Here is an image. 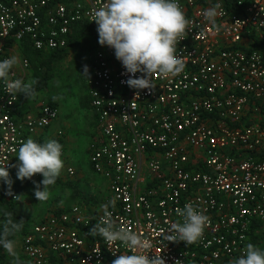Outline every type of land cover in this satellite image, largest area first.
Returning a JSON list of instances; mask_svg holds the SVG:
<instances>
[{
	"label": "built area",
	"instance_id": "2783aa9c",
	"mask_svg": "<svg viewBox=\"0 0 264 264\" xmlns=\"http://www.w3.org/2000/svg\"><path fill=\"white\" fill-rule=\"evenodd\" d=\"M180 2L191 21L177 45L184 70L156 73L153 89L135 90L114 50L98 43L93 14L106 0H0V60L21 61L0 80V169L14 170L21 144L59 117L46 99L35 111H17L20 94L8 84L28 80L22 46L63 49L85 27L95 42L86 76L97 128L89 159L108 182L105 204L116 200L111 221L148 239L145 251L165 264H230L252 243L254 224L264 226V0ZM217 3L219 31L204 18ZM7 196L19 199L15 190ZM188 203L209 217L203 237L167 241ZM103 214L73 205L38 222L23 235L22 264H112L131 254L90 233Z\"/></svg>",
	"mask_w": 264,
	"mask_h": 264
},
{
	"label": "clouds",
	"instance_id": "9594fccd",
	"mask_svg": "<svg viewBox=\"0 0 264 264\" xmlns=\"http://www.w3.org/2000/svg\"><path fill=\"white\" fill-rule=\"evenodd\" d=\"M219 7L217 3L204 12L205 21L215 26L217 31L221 27L217 24ZM93 15L98 43L114 50L116 59L128 74L125 81L128 87L150 90L154 88V74L175 77L184 70L185 64L177 54V45L184 40L191 21L186 17L180 0H106ZM20 63L17 55L0 60V80H6ZM137 73L141 75L137 76ZM83 74L88 77L87 67ZM8 87L25 98L36 95L33 82L23 78L9 82ZM57 98L53 97L54 100ZM16 157V178L30 180L36 174H41L43 179L36 183L34 194L39 202L47 200L50 186L55 185L64 167L63 145L56 139L41 142L28 138L19 147ZM0 182L11 185L8 167L0 169ZM110 206L115 209V198L103 205L104 214L90 233L101 236L109 247L119 241L131 250V254L119 255L112 264H165L159 254L150 258V252L145 251L151 248L148 239L111 221ZM180 215L183 220L171 224L166 233L167 241H184L187 245L198 242L204 235L209 217L191 203L185 204ZM22 228L23 220L17 222L8 219L0 225V249L15 257L17 240L13 237ZM16 264H22L18 257ZM230 264H264V249L249 243L242 255L234 258Z\"/></svg>",
	"mask_w": 264,
	"mask_h": 264
},
{
	"label": "rangeland",
	"instance_id": "374dc122",
	"mask_svg": "<svg viewBox=\"0 0 264 264\" xmlns=\"http://www.w3.org/2000/svg\"><path fill=\"white\" fill-rule=\"evenodd\" d=\"M91 36V35H90ZM84 37L81 41L63 58L56 59L53 62L43 63L32 58L30 63L29 77L27 81L34 83L36 70L40 73L51 72L52 78L48 85L40 90L33 99H46L56 104L59 109L61 119L67 122L66 132L71 135V149L70 153L67 149V154L72 155L70 164L73 165L82 175L85 176L81 182H75L68 179L66 182H71L74 186L85 195L87 205L91 209H99L101 204L98 197L92 195L89 187L97 185L104 189L105 196H108L107 181L96 174L90 163L88 147L92 139V134L96 130L95 118L92 113L89 91L86 85V75H84L85 67L88 68L90 58L95 52L94 37ZM26 50V49H25ZM25 50L23 55H26ZM28 56V55H26ZM58 97L53 99V97ZM9 179L12 181L11 185L5 182H0V187H5L9 190H15L19 194V206L24 226L32 227L39 222L45 214V209L49 208L50 213L56 207L67 206L72 203H65V199H69L73 192L70 191L64 184L55 183L50 186L49 198L40 201L35 197L36 183L43 179L42 175H35L32 182L29 179L23 181L16 178V174L9 171ZM20 182L27 183V188H17ZM77 183V184H75ZM43 186L41 185V190ZM98 190V189H97ZM86 199V200H87ZM82 203V202H81ZM35 213V216H33ZM35 217V218H34ZM33 218V220H32ZM0 220H4V214L0 213ZM14 239L17 240L15 249V257L0 249V264H15L16 256L20 253L22 248L23 234L16 233ZM15 259V261H14Z\"/></svg>",
	"mask_w": 264,
	"mask_h": 264
},
{
	"label": "crops",
	"instance_id": "0c3cea01",
	"mask_svg": "<svg viewBox=\"0 0 264 264\" xmlns=\"http://www.w3.org/2000/svg\"><path fill=\"white\" fill-rule=\"evenodd\" d=\"M23 51H24V49H23ZM16 68H19V66H17ZM38 103H39V100L36 101V99L30 98L28 101H26L24 103H19L17 105V111L23 112V113L24 112L35 111L36 108H37V104ZM94 118H95V116H94ZM94 122H95V120H94ZM94 124H95V127H96V122ZM65 125H67V122L63 121L61 119V115H59V117L54 121V123L48 129L38 131L31 138H34V139L40 140V141H45L47 139H53L56 136V133L58 131H63L64 135H63L62 138L59 139V141L63 145V149H64V153H63L64 167H63V169L61 171V175L59 176L58 179H59V183L60 184H64L68 189H70V191L74 190L76 192V193H73L72 195H69L70 198L69 199H65V201H63V202L72 203L71 205L68 204V205H70L69 206L70 208L73 205H80V206H82L84 208V210L86 212H89L88 211L89 207L87 205V203H88L87 201H89L90 199L89 198L87 199V197L85 195H82V192L79 191L78 188L76 187L77 185L74 186L71 182H66V180H68V179L74 180L75 182H78V180H79L81 182L83 179H85V176L82 175L73 165L70 164V160H71L72 155L67 154V149H68V151L70 153L71 144H72V142H71V138L72 137H71V135H68V133L66 132ZM96 131H97V128H96V130L94 131V133L92 135H94L96 133ZM92 138H93V136H92ZM69 167H72L73 170H74V173L72 175L69 173ZM12 172H14L16 174V168L14 170H12ZM36 175L39 176V174H36ZM33 179H34V177H33ZM29 182H32V179H30ZM24 184H26V183L25 182L18 183L17 184V188H20V186L27 188V186L24 185ZM75 184H77V183H75ZM107 185H108V182H107ZM89 189H90L91 192L94 191V192H92V195L94 197H95V195H96V197H98L99 203L101 204V207L99 209H101L103 207V205L105 204L106 199L110 196V193L108 194V196H105L104 189L99 187V186H97V185H94L93 183H92V185H90ZM107 189H108V186H107ZM108 192H109V190H108ZM94 193H95V195H94ZM75 194H76V196H74ZM9 199H11V198H9ZM65 207L66 206L56 207V209L53 210V212H51V213H50V209L46 208L45 209V214H44V216L42 218H40L39 222L44 220V219H46V218H48L49 216L53 215L54 213L66 210L67 208H65ZM19 209L21 210L20 206H19ZM99 209H92V210H99ZM33 216H35V213H34ZM32 220H33V218H32ZM20 255H21V251L16 257H18L20 259V257H21ZM14 261H15V259H14Z\"/></svg>",
	"mask_w": 264,
	"mask_h": 264
},
{
	"label": "trees",
	"instance_id": "16d2710c",
	"mask_svg": "<svg viewBox=\"0 0 264 264\" xmlns=\"http://www.w3.org/2000/svg\"><path fill=\"white\" fill-rule=\"evenodd\" d=\"M84 37H88V31L85 29V27L79 28L76 30L73 35L71 36V39L69 41V44L67 47L59 50H53V51H37L29 46H26L24 44L22 48L25 50L26 55H28V58L30 59V63L32 62V58L35 57L38 62H40L41 66L43 63H51L56 59L63 58L64 56L68 55V53L83 39ZM24 52V51H23ZM35 81L33 83V87L35 89L36 94L45 88L48 85V82L52 78L51 72H43L40 73L39 69L36 70L35 73ZM30 98H25L24 96L20 95V103H24L28 101ZM40 141V140H38ZM43 142V141H41ZM56 183H59V179ZM24 185H27L24 184ZM2 193H0V213L4 214V220H0V225H3L7 222L8 219H12L14 221L19 222V220H22V216L19 209V201H13L7 197L8 189L5 187H1ZM73 193H76L74 190H72ZM76 196V194L74 195ZM70 205H67L65 208L66 210H69ZM89 213L92 212V209H88ZM32 227L30 226H24L21 230L22 234L25 235L27 232L30 231ZM251 239L252 244L257 245L261 249H264V226H262V222L259 221L254 224L251 231Z\"/></svg>",
	"mask_w": 264,
	"mask_h": 264
}]
</instances>
